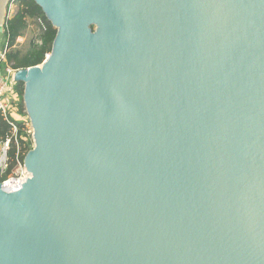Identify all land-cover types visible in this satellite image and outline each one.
I'll return each mask as SVG.
<instances>
[{
	"label": "water",
	"instance_id": "obj_1",
	"mask_svg": "<svg viewBox=\"0 0 264 264\" xmlns=\"http://www.w3.org/2000/svg\"><path fill=\"white\" fill-rule=\"evenodd\" d=\"M34 1L0 264H264V0Z\"/></svg>",
	"mask_w": 264,
	"mask_h": 264
},
{
	"label": "trees",
	"instance_id": "obj_2",
	"mask_svg": "<svg viewBox=\"0 0 264 264\" xmlns=\"http://www.w3.org/2000/svg\"><path fill=\"white\" fill-rule=\"evenodd\" d=\"M16 10L3 26V35H8L9 50L6 53V62L13 70L25 69L42 63L46 54H49L56 37L57 30L45 17L42 9L34 0H14ZM30 24L34 25L35 33L27 34ZM21 46H16V39L24 37ZM38 41L40 43H38ZM14 91L18 96L17 112L22 115L23 105V83L18 81L14 84ZM18 127L19 144L22 152L26 153L32 148L30 136L26 133L23 122H15ZM8 125L0 115V138L8 132ZM15 146L9 152L10 158H14ZM20 155V154H19ZM22 158V154L20 155ZM13 166L11 163L10 168Z\"/></svg>",
	"mask_w": 264,
	"mask_h": 264
},
{
	"label": "built area",
	"instance_id": "obj_3",
	"mask_svg": "<svg viewBox=\"0 0 264 264\" xmlns=\"http://www.w3.org/2000/svg\"><path fill=\"white\" fill-rule=\"evenodd\" d=\"M8 4L9 9L5 12L4 15L2 32L5 20L11 17V14L14 13V9L16 7L14 0H9ZM7 38L8 35L6 34L4 45L2 48H0V115L9 128L8 132L0 138V186L3 191L12 193L19 190L22 187L21 185L24 184L28 180V178H30V173L26 169L24 160L26 154L31 149L26 153L22 152L21 146L19 144L18 127L15 123L17 108L13 106L12 101L5 97L9 76L15 72V70H13L11 66L6 62V53L9 50ZM38 43L40 42L38 41ZM2 67L4 68L5 74H3L1 71ZM23 124L26 128V133L30 136V139L33 143V130L31 128L29 119L28 122H25ZM12 145L15 146V154L14 158L11 159L9 156V152L12 148ZM19 154H22V158H20ZM11 163H13V166L10 168Z\"/></svg>",
	"mask_w": 264,
	"mask_h": 264
},
{
	"label": "rangeland",
	"instance_id": "obj_4",
	"mask_svg": "<svg viewBox=\"0 0 264 264\" xmlns=\"http://www.w3.org/2000/svg\"><path fill=\"white\" fill-rule=\"evenodd\" d=\"M9 0H8V2H7V5H6V7H5V12L9 9ZM16 10V7H15V9H14V11ZM10 11H11V9H10ZM90 29H91V31H94L95 30V28H94V26L93 27H90ZM35 28H34V25L33 24H30V27H29V30L27 31V34H29V32L31 31V33L32 32H34L35 33ZM25 38H26V35L24 36V37H19V38H17L16 39V46H21L23 43H24V41H25ZM4 43V35H2V34H0V46H2V44ZM1 71H2V73L3 74H5L4 73V68L2 67L1 68ZM15 74H16V72H14L12 75H10L9 76V81H8V84H7V92L5 93V97L7 98V99H9L10 101H12V104H13V106L15 107V108H17V105H18V98H17V96L16 95H14V90H13V88H14V84H15V82H18V79H15ZM13 98V99H12ZM12 99V100H11ZM24 105V104H23ZM16 115H19L18 114V112H17V114ZM20 117H21V120L20 121H15L14 119V121L15 122H23V123H25V122H28V116H27V114H26V111H25V108H24V110H23V113H22V115H19ZM32 147H33V143H32Z\"/></svg>",
	"mask_w": 264,
	"mask_h": 264
},
{
	"label": "crops",
	"instance_id": "obj_5",
	"mask_svg": "<svg viewBox=\"0 0 264 264\" xmlns=\"http://www.w3.org/2000/svg\"><path fill=\"white\" fill-rule=\"evenodd\" d=\"M15 12V11H14ZM14 13H12L11 14V16L13 15ZM0 34H2L3 35V33L1 32ZM4 42H5V37H4ZM3 45H4V43L2 44V46H0V48H2L3 47ZM13 90H14V88H13ZM15 92V91H14ZM14 95H16L17 96V94L16 93H14ZM17 98H18V96H17ZM15 120L16 121H20L21 120V117L19 116V115H15Z\"/></svg>",
	"mask_w": 264,
	"mask_h": 264
}]
</instances>
